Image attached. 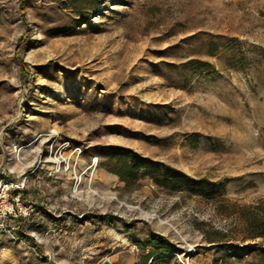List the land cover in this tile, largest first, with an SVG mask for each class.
Segmentation results:
<instances>
[{"label":"rangeland","instance_id":"374dc122","mask_svg":"<svg viewBox=\"0 0 264 264\" xmlns=\"http://www.w3.org/2000/svg\"><path fill=\"white\" fill-rule=\"evenodd\" d=\"M3 181L0 264H262L264 0H0Z\"/></svg>","mask_w":264,"mask_h":264},{"label":"trees","instance_id":"16d2710c","mask_svg":"<svg viewBox=\"0 0 264 264\" xmlns=\"http://www.w3.org/2000/svg\"><path fill=\"white\" fill-rule=\"evenodd\" d=\"M98 9V5L96 7ZM129 160L132 163H129ZM118 167L110 169L111 172L118 174L121 177V180L124 182L129 181V177L136 176L137 170L141 168V165L137 162L136 156L132 152H124L118 154ZM178 182H183L186 180L183 175L178 173L176 177ZM188 184V181H185ZM241 218L245 224L246 232L249 234L250 238L253 240L264 239V202H260L256 206H247L241 214ZM207 241L209 244L218 246L219 249H224V233L221 231H209L207 233ZM262 264H264V257L262 258Z\"/></svg>","mask_w":264,"mask_h":264},{"label":"built area","instance_id":"2783aa9c","mask_svg":"<svg viewBox=\"0 0 264 264\" xmlns=\"http://www.w3.org/2000/svg\"><path fill=\"white\" fill-rule=\"evenodd\" d=\"M64 164L68 169L71 167V159L62 157L60 166ZM25 184L12 181H3L0 183V232L8 231V221L10 219H21L27 217L33 212L32 205H26L21 199V194L12 197L13 191L23 190Z\"/></svg>","mask_w":264,"mask_h":264},{"label":"water","instance_id":"95a60500","mask_svg":"<svg viewBox=\"0 0 264 264\" xmlns=\"http://www.w3.org/2000/svg\"><path fill=\"white\" fill-rule=\"evenodd\" d=\"M103 264H109V262H108V261H106V262H104Z\"/></svg>","mask_w":264,"mask_h":264}]
</instances>
